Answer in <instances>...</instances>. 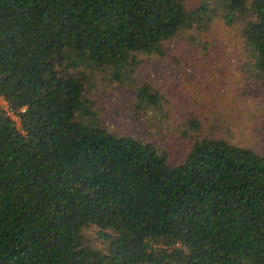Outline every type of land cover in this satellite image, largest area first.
Segmentation results:
<instances>
[{"label":"trees","instance_id":"1","mask_svg":"<svg viewBox=\"0 0 264 264\" xmlns=\"http://www.w3.org/2000/svg\"><path fill=\"white\" fill-rule=\"evenodd\" d=\"M206 1L0 0V264H264V155L205 140L172 165L89 97L211 9L264 79V0Z\"/></svg>","mask_w":264,"mask_h":264},{"label":"rangeland","instance_id":"2","mask_svg":"<svg viewBox=\"0 0 264 264\" xmlns=\"http://www.w3.org/2000/svg\"><path fill=\"white\" fill-rule=\"evenodd\" d=\"M183 1L190 9L203 3L214 9L211 1ZM207 16L165 44L164 56H141L126 85L100 77L89 95L99 126L153 144L172 165L205 140L264 155V79L253 68L257 54L243 43L240 23L229 27Z\"/></svg>","mask_w":264,"mask_h":264},{"label":"built area","instance_id":"3","mask_svg":"<svg viewBox=\"0 0 264 264\" xmlns=\"http://www.w3.org/2000/svg\"><path fill=\"white\" fill-rule=\"evenodd\" d=\"M0 101L4 103V105L0 104L2 107H6V103L4 102V100L2 98H0ZM8 115H10L12 118H14V120L17 121V118L13 116L12 112H8Z\"/></svg>","mask_w":264,"mask_h":264}]
</instances>
